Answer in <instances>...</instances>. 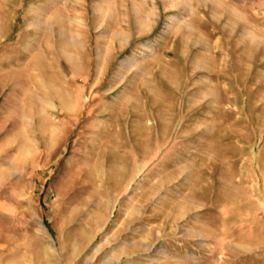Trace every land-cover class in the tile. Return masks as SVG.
<instances>
[{
    "label": "rangeland",
    "instance_id": "obj_1",
    "mask_svg": "<svg viewBox=\"0 0 264 264\" xmlns=\"http://www.w3.org/2000/svg\"><path fill=\"white\" fill-rule=\"evenodd\" d=\"M0 264H264V0H0Z\"/></svg>",
    "mask_w": 264,
    "mask_h": 264
}]
</instances>
